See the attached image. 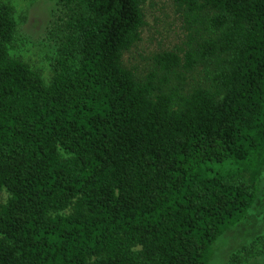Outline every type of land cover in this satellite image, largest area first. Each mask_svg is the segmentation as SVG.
Masks as SVG:
<instances>
[{"label": "trees", "instance_id": "16d2710c", "mask_svg": "<svg viewBox=\"0 0 264 264\" xmlns=\"http://www.w3.org/2000/svg\"><path fill=\"white\" fill-rule=\"evenodd\" d=\"M144 1L57 0L49 84L9 55L0 2V264H209L253 205L264 0H175L183 47L137 77Z\"/></svg>", "mask_w": 264, "mask_h": 264}, {"label": "rangeland", "instance_id": "374dc122", "mask_svg": "<svg viewBox=\"0 0 264 264\" xmlns=\"http://www.w3.org/2000/svg\"><path fill=\"white\" fill-rule=\"evenodd\" d=\"M13 7L16 21L14 39L8 47L18 58L39 74L44 83L53 77V62L58 56L60 34L57 28V0H0ZM144 24L139 40L122 57L123 65L142 77L153 68L152 58L163 51L183 47L186 29L175 0H145L141 5ZM63 159L70 154L60 150ZM245 178L248 177L245 175ZM9 194L0 191V203ZM72 204L52 214H69ZM209 264H264V172L257 185L256 199L245 218L227 230L214 243Z\"/></svg>", "mask_w": 264, "mask_h": 264}]
</instances>
